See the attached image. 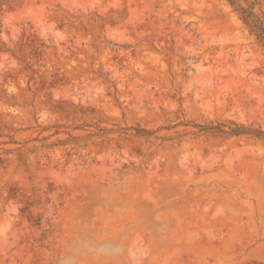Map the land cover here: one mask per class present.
<instances>
[{
  "label": "rangeland",
  "instance_id": "obj_1",
  "mask_svg": "<svg viewBox=\"0 0 264 264\" xmlns=\"http://www.w3.org/2000/svg\"><path fill=\"white\" fill-rule=\"evenodd\" d=\"M232 1L0 0V264H264V51L238 16L264 0Z\"/></svg>",
  "mask_w": 264,
  "mask_h": 264
},
{
  "label": "trees",
  "instance_id": "obj_2",
  "mask_svg": "<svg viewBox=\"0 0 264 264\" xmlns=\"http://www.w3.org/2000/svg\"><path fill=\"white\" fill-rule=\"evenodd\" d=\"M231 4L234 2L228 0ZM240 8V13L238 14L240 20L249 29L250 33L253 34L257 40V43L264 51V24L259 17L253 12L252 8L247 9L238 5ZM199 132H212L216 134H228L232 136H243L251 134L249 129L243 128L241 126L229 127L223 124L216 126H198ZM141 131H138L139 134Z\"/></svg>",
  "mask_w": 264,
  "mask_h": 264
}]
</instances>
